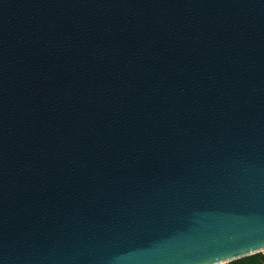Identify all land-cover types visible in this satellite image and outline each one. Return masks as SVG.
Here are the masks:
<instances>
[{"label":"water","instance_id":"95a60500","mask_svg":"<svg viewBox=\"0 0 264 264\" xmlns=\"http://www.w3.org/2000/svg\"><path fill=\"white\" fill-rule=\"evenodd\" d=\"M264 253V0H0V264Z\"/></svg>","mask_w":264,"mask_h":264},{"label":"trees","instance_id":"16d2710c","mask_svg":"<svg viewBox=\"0 0 264 264\" xmlns=\"http://www.w3.org/2000/svg\"><path fill=\"white\" fill-rule=\"evenodd\" d=\"M228 264H264V253L253 255Z\"/></svg>","mask_w":264,"mask_h":264}]
</instances>
